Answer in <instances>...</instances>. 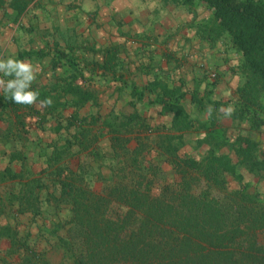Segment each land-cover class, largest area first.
<instances>
[{
  "label": "crops",
  "instance_id": "0c3cea01",
  "mask_svg": "<svg viewBox=\"0 0 264 264\" xmlns=\"http://www.w3.org/2000/svg\"><path fill=\"white\" fill-rule=\"evenodd\" d=\"M203 9L180 0H0V56L31 63L32 87L52 100L0 99V230L8 228L0 246L9 232L35 247L48 237L44 226L63 222L60 207L69 216L59 167L99 185L98 172L141 141L173 136L197 158L229 153L245 179L264 169V102L244 107L241 55L207 27ZM173 100L181 115L165 104Z\"/></svg>",
  "mask_w": 264,
  "mask_h": 264
},
{
  "label": "trees",
  "instance_id": "16d2710c",
  "mask_svg": "<svg viewBox=\"0 0 264 264\" xmlns=\"http://www.w3.org/2000/svg\"><path fill=\"white\" fill-rule=\"evenodd\" d=\"M180 2L210 11L207 27L241 55L243 106L263 103L264 0ZM0 99L16 104L8 94ZM173 101L165 104L181 115ZM172 137L123 148L98 172V187L81 168L59 167V198L70 213L50 229L54 242L46 239L58 258L8 232L10 259L1 264H264V169L253 184L235 174L239 162L229 153L197 158Z\"/></svg>",
  "mask_w": 264,
  "mask_h": 264
},
{
  "label": "clouds",
  "instance_id": "9594fccd",
  "mask_svg": "<svg viewBox=\"0 0 264 264\" xmlns=\"http://www.w3.org/2000/svg\"><path fill=\"white\" fill-rule=\"evenodd\" d=\"M0 74L9 77L6 81L0 79L2 90L8 94L16 104L31 105L39 102L42 105H50L52 100L45 97L38 101L39 91L32 88V82L36 78L34 66L24 60L16 58L14 55L0 56Z\"/></svg>",
  "mask_w": 264,
  "mask_h": 264
},
{
  "label": "rangeland",
  "instance_id": "374dc122",
  "mask_svg": "<svg viewBox=\"0 0 264 264\" xmlns=\"http://www.w3.org/2000/svg\"><path fill=\"white\" fill-rule=\"evenodd\" d=\"M237 2H240V1H243V0H236ZM203 10H205V8L203 9ZM221 40V42L222 43H224V44H227V41H228V39H227V37L225 36V35H223V37L220 39ZM234 54V53H233ZM210 75V74H209ZM211 76V75H210ZM211 78H213V76H211ZM211 82H214V78L213 79H211ZM181 151L183 152V151H186L185 149H184V147L181 149ZM152 159L153 160H157V157L156 156H154V155H152ZM163 167H164V169L165 170H169V165H167V164H163ZM247 179H249V180H252V182H253V184H254V181L253 180H255V177H254V175L252 176V175H248L247 176ZM261 181V184H262V186L264 185V179H262V180H260ZM99 185L97 184V185H94V187H98ZM58 212H59V216L61 217V218H63L64 220L66 219L65 217H67L68 216V212L66 211V209L64 208V206H62V208L60 207V209L58 210ZM44 227H48V231H46V236H48V237H46L47 239L48 238H51V242H54L52 239H53V235H52V233H50V231H49V229H51L52 227H49V226H44ZM9 245H10V243L8 242V241H6V240H4V241H2V243H1V246H0V257H6L7 259L9 258L10 259V255H7V251H8V247H9ZM8 246V247H7ZM34 246V245H33ZM35 247L37 248V249H39V250H44V249H46L47 248V254H48V258L50 259V260H53V261H56V259L58 258V256H57V254H55V253H52V251H51V249H50V247H49V245L46 243V240H44L42 237L40 238V239H38L36 242H35ZM10 254V253H9ZM0 264H1V261H0Z\"/></svg>",
  "mask_w": 264,
  "mask_h": 264
},
{
  "label": "built area",
  "instance_id": "2783aa9c",
  "mask_svg": "<svg viewBox=\"0 0 264 264\" xmlns=\"http://www.w3.org/2000/svg\"><path fill=\"white\" fill-rule=\"evenodd\" d=\"M210 75H211V76H214V73H211Z\"/></svg>",
  "mask_w": 264,
  "mask_h": 264
}]
</instances>
